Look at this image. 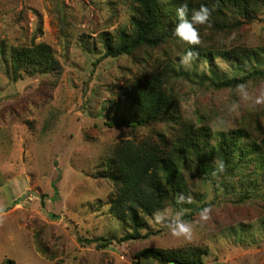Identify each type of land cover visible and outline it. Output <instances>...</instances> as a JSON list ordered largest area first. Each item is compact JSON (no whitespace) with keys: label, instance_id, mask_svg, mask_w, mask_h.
<instances>
[{"label":"rangeland","instance_id":"374dc122","mask_svg":"<svg viewBox=\"0 0 264 264\" xmlns=\"http://www.w3.org/2000/svg\"><path fill=\"white\" fill-rule=\"evenodd\" d=\"M132 7L131 0H0V264H160L137 253L203 246V264H264V168L254 158L207 182L181 165L188 201L209 203L187 223L189 234L172 235L167 223L179 212L166 207L147 220L148 237L121 240L127 230L109 210L114 187L99 167L119 141L170 142L177 125L111 127L104 109L122 86L165 66L227 78L241 68L218 56L181 64L179 39L105 57L102 38L131 32ZM38 43L51 47L54 68L14 79L11 47ZM222 43L254 50L264 64V7ZM243 86L216 89L177 76L167 83L181 118L207 126L213 139L246 122H259L264 137V100L257 102L264 78Z\"/></svg>","mask_w":264,"mask_h":264},{"label":"trees","instance_id":"16d2710c","mask_svg":"<svg viewBox=\"0 0 264 264\" xmlns=\"http://www.w3.org/2000/svg\"><path fill=\"white\" fill-rule=\"evenodd\" d=\"M131 1L132 30L130 33L119 32L115 37L105 34L102 38L105 57L133 54L141 47L155 48L169 39L181 40L174 35V29L180 23L175 10L182 0ZM201 4L211 12L209 21L197 26L199 45H188L181 40L184 54L191 48V60L195 64L210 62L215 56L233 59L241 65L237 68L240 72L227 78L212 70H209L210 74H199L195 70L165 66L122 86L116 100L104 109L107 112L105 123L111 127L135 129L162 123L177 125L170 142L165 139L156 142L151 138L119 141L99 167L98 175L114 187L109 210L127 230L122 241L148 237V231L141 232L147 228V220L166 207L179 212V217L168 222V226L182 221L188 223L209 207L204 201L201 204L188 201L189 191L181 165L195 166L206 182L212 180L214 174L231 175L248 165L249 158H254L264 168V137H260L259 122L257 127L246 122L241 127L220 132L218 139H213L207 126H195L181 118L179 102L167 87L169 78L176 76L188 80L195 78L200 84L216 89L238 88L249 80L264 78V64L257 59L254 50L225 47L222 43L223 37L251 22L253 15L264 7V0H188L186 18L190 20L191 11L199 9ZM54 65L53 51L45 43L10 49V70L14 79L22 74L49 73ZM220 162L224 164L223 171L218 167ZM99 240L107 242L104 238ZM207 253V246L175 250L147 247L140 250L137 257L160 264H203ZM2 264L17 263L5 259Z\"/></svg>","mask_w":264,"mask_h":264},{"label":"clouds","instance_id":"9594fccd","mask_svg":"<svg viewBox=\"0 0 264 264\" xmlns=\"http://www.w3.org/2000/svg\"><path fill=\"white\" fill-rule=\"evenodd\" d=\"M189 12L188 0H182L180 6L176 8L175 14L176 18L180 21L175 26L174 35L179 37L182 41L186 42L188 45H199L200 44V35L198 25H204L209 21L211 12L208 7L201 4L199 9H193L191 11V19H187L186 15ZM196 25V26H194ZM193 58V51L189 48L184 55H182L180 63L187 64ZM243 91V85L239 86ZM264 100V97H261L257 102ZM219 169L223 171L224 164L220 162L218 165ZM170 231L173 236L180 237L182 235H187L190 232V225L185 222H178L174 227L170 228Z\"/></svg>","mask_w":264,"mask_h":264}]
</instances>
